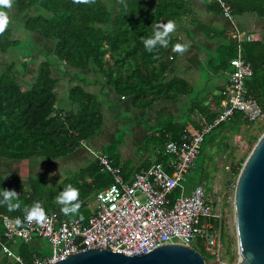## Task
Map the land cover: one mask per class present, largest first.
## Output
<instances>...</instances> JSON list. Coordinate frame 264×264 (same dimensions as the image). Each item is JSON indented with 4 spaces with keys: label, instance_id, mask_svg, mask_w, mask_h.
<instances>
[{
    "label": "trees",
    "instance_id": "obj_1",
    "mask_svg": "<svg viewBox=\"0 0 264 264\" xmlns=\"http://www.w3.org/2000/svg\"><path fill=\"white\" fill-rule=\"evenodd\" d=\"M113 1L116 4L114 9L108 0H90L89 3H76L75 0H12L10 7L0 4L5 11L13 7L22 15L21 27L30 34V46L36 43L31 33L39 34L41 41L50 46L49 50L48 47L42 49L46 57L38 62L28 87L22 86L17 78L16 61L3 66L0 64V157H64L94 137L102 127L104 114L99 96L83 84L76 83L68 89V106L57 105V78L52 74V67L59 63L75 71H95L102 76L105 85L118 97L127 98L129 105L136 109L146 111L157 102H175L185 95L191 96L187 112L172 113L155 125L147 123L149 129L140 150L151 148L152 156L141 166H148L153 161L165 162L168 159L164 150L167 141L179 140L182 134L192 133L216 117L226 98L227 71L231 69L229 60L236 54V41L229 32L203 22L194 14L189 0ZM225 1L234 15L251 12L261 22L260 30L250 31L251 39L245 41L242 47L244 57L253 68L252 75L245 81L247 93L264 107V0ZM34 7H39L38 13L25 14ZM206 9L222 15L216 2L206 0ZM169 20H187L208 39H219L214 50L207 53L209 80L198 93L186 78L170 73L186 51L173 50L176 42L184 43L179 35L170 32L167 46L158 41L152 51L145 48L144 39L153 34L154 26ZM192 42L195 41L192 39ZM18 44L19 41L13 37V28L6 26L0 32V53H6ZM26 65L23 63L24 67ZM214 76L223 77L224 82L211 90ZM253 123L244 119L240 112L234 113L229 120L217 124L204 136L201 151L204 144H217L221 149L228 131H237L241 125ZM257 138L258 135H252L249 141L253 144ZM118 143L113 141L99 152L107 154L113 164L121 165L122 174L129 179L135 170L134 163L128 159L121 162ZM245 157L232 162V176L238 174ZM13 178L12 182H7L0 172V187L15 190L21 202L19 208L12 210L0 205V235L3 233L4 217H22L26 206L37 202L43 206L45 213H54L60 218L78 216L86 220L91 213L86 211L96 192L111 182L110 173L103 169L97 156L67 171L55 185L47 186L42 173L25 179L14 175ZM69 184L79 189L77 200L80 207L75 213L65 214L56 196ZM8 244L17 258L1 254L0 264H31L35 256L42 255L22 240ZM193 247L203 254L206 262L211 260L212 256L205 251L201 241H196Z\"/></svg>",
    "mask_w": 264,
    "mask_h": 264
},
{
    "label": "built area",
    "instance_id": "obj_2",
    "mask_svg": "<svg viewBox=\"0 0 264 264\" xmlns=\"http://www.w3.org/2000/svg\"><path fill=\"white\" fill-rule=\"evenodd\" d=\"M210 1L216 2L223 17L232 23L228 32L236 41V54L229 60L231 69L227 71L226 98L213 121L182 134L179 140L167 141L164 150L168 159L138 167L129 179L122 174L121 165L113 164L107 154L97 153L100 165L111 175V182L96 192L88 218H60L54 213H46L43 221H28L26 215L4 217L0 254L17 258L8 242H28L33 236L45 238L51 250L35 256L31 264H49L87 248L134 255L166 243L193 246L201 241L212 256L208 264H229L222 258L219 235L210 223L216 214L203 185L197 183L188 189L184 180L196 165L204 136L214 126L236 112L247 121L256 122L264 117V107L245 87L253 68L243 55L242 44L251 39L250 31L235 24L229 3Z\"/></svg>",
    "mask_w": 264,
    "mask_h": 264
},
{
    "label": "rangeland",
    "instance_id": "obj_3",
    "mask_svg": "<svg viewBox=\"0 0 264 264\" xmlns=\"http://www.w3.org/2000/svg\"><path fill=\"white\" fill-rule=\"evenodd\" d=\"M108 1L111 2L114 9L116 7L115 2L113 0ZM30 10L25 12V14H35L40 9L39 7H34ZM7 14L9 19L6 26L13 28V37L19 41V44L6 53H0V64L3 66L11 61H16L15 72L17 78L22 86L28 87L35 74V67L40 60L46 57L41 52L42 49L48 47L49 50L50 46L47 43H43L37 33H31V38L36 43L35 46H30L31 43L28 40L30 34L23 31L21 27L22 15L13 7L7 11ZM198 15L202 17L200 14ZM250 17L258 19L254 13L245 12L234 15V22H238L241 28L244 29L245 26H248L244 25L248 23L244 21H248ZM178 23H181L179 25H187L192 29H189V34H186L184 30L175 28L172 33L179 35L188 45L186 51L182 54L180 72L198 93L209 80L206 68L207 53L214 50L219 39H208L196 26L188 25L187 20H182ZM178 23L175 22V25H178ZM222 25L224 26L223 23H219L215 26L223 29ZM190 39H193L197 44L188 43ZM48 55L50 56V53ZM23 63H27V65L24 67ZM185 65L187 69L183 71ZM52 74L57 78V105L68 106L69 102L66 96L68 89L76 83L83 84L87 90L99 96L104 114L103 125L94 137L84 141L73 153L64 157L56 159L0 157V172L4 174L7 182L14 180L13 175L25 179L29 175L42 173L46 177L45 183L47 186L55 185L65 176L67 171L74 170L78 166L85 164L86 161L94 158L99 153V150L113 141L119 142L117 150L120 154L121 162L127 159L132 160L135 163L134 166L139 167L142 164L144 165L146 161L151 160V148L147 151L140 150L142 146L140 140L145 136L144 128L146 126L145 123L143 125L138 121L139 116L142 115V112L139 111L141 109L134 110L131 108L128 99L118 97L110 87L105 85L102 76L97 75L95 71H75L63 63H59L57 66L54 65L52 67ZM209 77L212 76L210 75ZM213 80L214 83L210 86L211 90H215L217 85L224 82L221 76H214ZM189 97L191 96L185 95L180 100L164 104L166 105L165 108L169 110L168 112L166 111V114L187 112L191 103V98ZM126 103H128L127 106H125ZM135 115H138L137 119ZM193 117H197V115L193 114ZM263 131L264 117L251 125H241L237 131H228L221 149L218 148L217 144H204L201 153L195 160V167L185 176L184 183L187 188L191 189L195 184L201 183L205 189L207 199L213 204L216 216L213 218L214 222L210 223L219 235L222 258L229 264H237L241 254L233 205L237 175L232 176L231 174L232 162L234 160L237 161L242 156H247L256 142L251 144L249 141L250 137L252 135L259 136ZM94 200L89 203L90 208L87 209V214L92 212ZM28 244L41 254H48L51 250L50 244L43 237L33 236L28 241Z\"/></svg>",
    "mask_w": 264,
    "mask_h": 264
},
{
    "label": "water",
    "instance_id": "obj_4",
    "mask_svg": "<svg viewBox=\"0 0 264 264\" xmlns=\"http://www.w3.org/2000/svg\"><path fill=\"white\" fill-rule=\"evenodd\" d=\"M233 205L241 257L237 264H264V131L237 174ZM49 264H208L193 246L166 243L146 253L126 255L87 248Z\"/></svg>",
    "mask_w": 264,
    "mask_h": 264
},
{
    "label": "clouds",
    "instance_id": "obj_5",
    "mask_svg": "<svg viewBox=\"0 0 264 264\" xmlns=\"http://www.w3.org/2000/svg\"><path fill=\"white\" fill-rule=\"evenodd\" d=\"M76 3H89L90 0H75ZM0 4L5 7H10L12 0H0ZM8 14L3 8H0V32L4 30L8 23ZM174 21L169 20L167 23H158L153 28V34L144 39L145 48L152 51L159 41L164 46L169 44V33L175 29ZM188 47L187 44L176 42L173 50L183 52ZM19 194L13 189H6L0 187V205H6L9 210L20 207ZM79 196V189L69 184L57 196L56 201L61 205V210L65 213H75L78 211L80 204L77 200ZM73 201H77L73 203ZM25 215L28 221L37 220L43 221L46 218L45 209L37 202L34 205L25 208ZM20 221L17 220V223Z\"/></svg>",
    "mask_w": 264,
    "mask_h": 264
},
{
    "label": "crops",
    "instance_id": "obj_6",
    "mask_svg": "<svg viewBox=\"0 0 264 264\" xmlns=\"http://www.w3.org/2000/svg\"><path fill=\"white\" fill-rule=\"evenodd\" d=\"M189 1L191 2V6L193 8L194 14L196 16H198L203 22H205V23H207V24H209V25H211L213 27H216L215 25H218L219 23L220 24L223 23L224 24V26L222 25L223 26V30L229 31L232 23L229 20H227L225 17H223L222 15L208 11L206 9V0H189ZM198 14H200L202 17H200ZM179 22H181V21H179ZM244 22H248V23L244 24V25H248V26L244 27V30L252 31V30H260V28H261V22H260L259 19H255V18H251L250 17L248 21L245 20ZM176 23H178V22H176ZM179 24H181V23H178V25H176L175 28H177V29L180 28L181 30H184L186 32V34H189V29L192 30L187 25H179ZM235 24H237L239 27H241V25H239L238 22H235ZM219 26H221V25H219ZM216 28L217 29H222V28H219V27H216ZM188 43L195 44V42H192V39H190ZM184 44H186V41H184ZM182 59L183 58L181 56L180 59L173 65V67L171 68V72H170L171 75L180 76V77L185 78V76L181 75V72H180V70L182 68V61H181ZM186 69H187V66L185 65L184 68H183V71H185ZM181 98L182 97L178 98V100H180ZM164 104H167V102H164V101L163 102H157L152 107L147 109L146 111L135 109L134 107L131 106V108H133L134 110H139V111L142 112L141 113L142 115H140L139 118H138V115H135V117H136V119L138 118V121H140L143 125H144V123L146 125L145 128H144V130H145V134L144 135L145 136L140 140L141 141V145L145 141V138H146V135H147V132H148V129H149V125L148 124H151V125L153 123L154 124H158L161 120L165 119L166 117L171 116V113L170 114L169 113L166 114V111L168 112L169 110L165 108L166 105H164ZM127 105H128V103H126L125 106H127ZM174 113H178L179 114L180 112H174ZM134 165H135V163H134ZM139 167H141V166H139ZM134 168L137 169L138 167L136 168V166H134ZM36 251L39 252L38 250H36Z\"/></svg>",
    "mask_w": 264,
    "mask_h": 264
},
{
    "label": "bare ground",
    "instance_id": "obj_7",
    "mask_svg": "<svg viewBox=\"0 0 264 264\" xmlns=\"http://www.w3.org/2000/svg\"><path fill=\"white\" fill-rule=\"evenodd\" d=\"M235 223H236V219H235ZM236 228H237V224H236ZM237 234H238V229H237ZM238 240H239V235H238ZM239 244H240V240H239ZM239 247H240V252H241V246L239 245ZM240 257H241V254H240ZM240 257H239V259H240Z\"/></svg>",
    "mask_w": 264,
    "mask_h": 264
}]
</instances>
